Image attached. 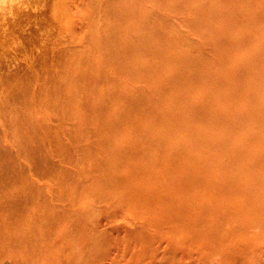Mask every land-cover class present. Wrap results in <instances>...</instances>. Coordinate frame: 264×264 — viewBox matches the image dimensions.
Wrapping results in <instances>:
<instances>
[{
    "label": "rangeland",
    "instance_id": "374dc122",
    "mask_svg": "<svg viewBox=\"0 0 264 264\" xmlns=\"http://www.w3.org/2000/svg\"><path fill=\"white\" fill-rule=\"evenodd\" d=\"M4 9L0 264H264V0Z\"/></svg>",
    "mask_w": 264,
    "mask_h": 264
},
{
    "label": "bare ground",
    "instance_id": "6f19581e",
    "mask_svg": "<svg viewBox=\"0 0 264 264\" xmlns=\"http://www.w3.org/2000/svg\"><path fill=\"white\" fill-rule=\"evenodd\" d=\"M9 10H11V11H14L15 10V6H13V5H10L9 6ZM7 10L6 9H4V11L3 12H1L0 13V18H3V19H7ZM5 22V21H4ZM56 50V51H55ZM69 53V51L68 50H66V49H64V47L62 48V49H58V48H55L54 50H53V57L54 58H60V59H58V60H60V61H58V62H56V64H59V63H62V64H64V66L65 65H70V55L68 54ZM55 60V59H54ZM54 63H55V61H53V63H52V65L50 66V67H48V70H47V72H50V69L54 66ZM56 64H55V66H56ZM60 65V64H59ZM58 66V65H57ZM70 67V66H69ZM62 68H64V67H62ZM65 70V69H64ZM68 70V69H67ZM61 72H63L62 70H61ZM59 73H60V71H59ZM64 74V73H63ZM67 74H68V72H67ZM59 75V74H58ZM64 76V75H63ZM59 77H60V75H59ZM58 77V78H59ZM58 78L56 79V80H58ZM64 78V77H63ZM45 80V79H44ZM43 80V81H44ZM48 80V79H47ZM60 80V79H59ZM58 80V81H59ZM63 81V80H62ZM44 82H46V81H44ZM48 82V81H47ZM46 82V83H47ZM34 84V83H33ZM45 85V84H44ZM50 85V84H49ZM46 86V85H45ZM54 86V85H53ZM39 87H40V85H39ZM47 87V86H46ZM50 88L52 87V85L51 86H49ZM49 87H47L45 90H47ZM33 88V87H32ZM44 88V87H43ZM54 88V87H53ZM52 89V88H51ZM50 89V90H51ZM54 89H56V88H54ZM40 92H41V89L39 90ZM43 91H44V89H43ZM42 91V92H43ZM31 92V87H30V85H29V83H27V85H26V83L25 82H20V81H18L17 79H16V77L14 76V77H11V76H4V77H0V97H10L9 98V100H12V102H13V104L11 103V102H8V103H10V104H12V105H10V107L12 108L11 109V111L12 110H17L16 108H17V106H18V104L19 103H17L16 104V102H14V101H17V100H19V99H21L23 96H27L28 94H31L30 93ZM50 91H48L47 93H49ZM56 92V91H55ZM51 93V92H50ZM36 94L38 95V93L36 92ZM41 94V93H40ZM45 94V93H44ZM55 95H57V94H55ZM54 95V96H55ZM42 96H44V95H42ZM47 96V95H46ZM49 96V95H48ZM36 97V96H35ZM53 97V96H52ZM30 98V97H29ZM39 98V97H38ZM0 99H2V98H0ZM4 99V98H3ZM31 99V98H30ZM37 99V98H36ZM41 99V98H40ZM56 99V98H55ZM40 101V100H39ZM42 101V100H41ZM27 102V101H26ZM38 102V101H37ZM3 103V102H2ZM5 103V102H4ZM22 103H24V101L22 102ZM42 102H40V104H41ZM45 103V102H44ZM29 104V103H28ZM33 104H34V102H33ZM40 104H38V106L40 105ZM17 105V106H16ZM20 105H22V104H20ZM34 105H36V104H34ZM33 105V106H34ZM4 106H6L5 104H4ZM7 106H8V104H7ZM9 107H6V108H4V109H8ZM35 109V108H34ZM33 109V110H34ZM9 111H10V109H8ZM38 110V109H37ZM34 111H36V109L34 110ZM1 112V111H0ZM7 112V111H6ZM15 113V112H14ZM15 118H17V117H15ZM20 120V119H19ZM2 182V180L0 181V183ZM3 182L5 183V180H3ZM2 182V183H3ZM1 185V184H0ZM4 185V184H3ZM2 187V186H1ZM0 187V188H1ZM4 187V186H3ZM2 187V188H3ZM5 188V187H4ZM3 188V189H4ZM12 202V201H11ZM10 202V203H11ZM13 203V202H12Z\"/></svg>",
    "mask_w": 264,
    "mask_h": 264
}]
</instances>
